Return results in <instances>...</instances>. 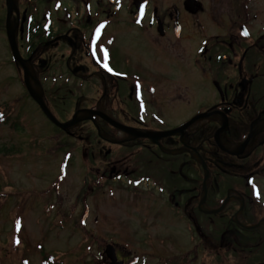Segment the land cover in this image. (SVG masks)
<instances>
[{
	"label": "flooded vegetation",
	"instance_id": "obj_1",
	"mask_svg": "<svg viewBox=\"0 0 264 264\" xmlns=\"http://www.w3.org/2000/svg\"><path fill=\"white\" fill-rule=\"evenodd\" d=\"M11 5L7 26L1 0L0 34L10 53L13 33L28 82L98 80L86 107L100 137L97 160L86 147L95 182L131 191L122 202L142 224L183 232L165 240L191 246L193 260L202 249L209 264H264V5L210 0V14L205 0ZM237 243L253 250L234 255ZM186 255L178 260L191 263Z\"/></svg>",
	"mask_w": 264,
	"mask_h": 264
},
{
	"label": "rangeland",
	"instance_id": "obj_2",
	"mask_svg": "<svg viewBox=\"0 0 264 264\" xmlns=\"http://www.w3.org/2000/svg\"><path fill=\"white\" fill-rule=\"evenodd\" d=\"M205 1L210 14V0ZM259 2L264 5V0ZM57 57L50 49L45 58L51 64ZM94 85L95 77L79 88L45 83L42 92L51 113L64 123L86 110L95 98ZM261 86L258 93L264 102ZM95 127L84 120L69 133L55 129L29 97L21 70L8 61L0 34V150L5 149L0 152V264H108L103 256L106 244L113 245L122 259L137 258L138 264L214 263L206 262L202 249L193 260L191 246H169L166 235L183 232L155 227V221H138L136 211L122 202L129 203L131 191L95 182V166L86 165V147L96 154L94 161L101 156ZM90 183H96L95 189ZM241 244H236L234 255L253 250L252 245ZM186 253L191 263L178 260Z\"/></svg>",
	"mask_w": 264,
	"mask_h": 264
},
{
	"label": "water",
	"instance_id": "obj_3",
	"mask_svg": "<svg viewBox=\"0 0 264 264\" xmlns=\"http://www.w3.org/2000/svg\"><path fill=\"white\" fill-rule=\"evenodd\" d=\"M6 5H7V18H6V23H7V26H8V21H9V15H10V11H11V0H6ZM8 36H9V39H10V44H11V49H12V52H13V55H14V58L18 61L20 60L19 59V56L16 52V49H15V46L13 44V41H12V35L8 32ZM20 63H22L20 61ZM25 77H26V72H25ZM27 90H28V93L30 95V97L33 99V101L35 103H37V105L40 107L42 113L44 114V116L55 126L61 128V129H66L68 127H70L72 124L74 123H77L78 121L82 120V119H78L76 120L75 117H73L71 119V121L67 122V123H64V124H61L59 122H57L54 117L50 114V112L48 111V109L46 108V106L44 105L40 95L35 91V90H32L29 86L27 87ZM98 115V114H97ZM86 117V115H85ZM103 119H105L103 116H102ZM107 120V119H105ZM109 123H111L113 126H116L118 128H122L121 126H119L118 124H116L115 122H112L110 120H107ZM126 130V129H124ZM134 136H137V137H141V138H157V137H152V136H149V135H143V134H134ZM163 136V135H161ZM104 254L106 256V258L109 260V264H123V262L121 261H118L117 257H116V254H115V250L112 246L108 245L106 246L105 248V251H104Z\"/></svg>",
	"mask_w": 264,
	"mask_h": 264
},
{
	"label": "trees",
	"instance_id": "obj_4",
	"mask_svg": "<svg viewBox=\"0 0 264 264\" xmlns=\"http://www.w3.org/2000/svg\"><path fill=\"white\" fill-rule=\"evenodd\" d=\"M5 149L0 150V152H4Z\"/></svg>",
	"mask_w": 264,
	"mask_h": 264
},
{
	"label": "bare ground",
	"instance_id": "obj_5",
	"mask_svg": "<svg viewBox=\"0 0 264 264\" xmlns=\"http://www.w3.org/2000/svg\"><path fill=\"white\" fill-rule=\"evenodd\" d=\"M37 89H38V91H40L38 87H37Z\"/></svg>",
	"mask_w": 264,
	"mask_h": 264
}]
</instances>
